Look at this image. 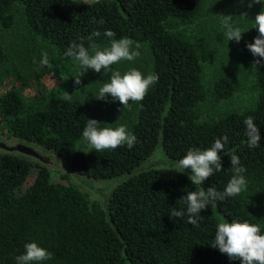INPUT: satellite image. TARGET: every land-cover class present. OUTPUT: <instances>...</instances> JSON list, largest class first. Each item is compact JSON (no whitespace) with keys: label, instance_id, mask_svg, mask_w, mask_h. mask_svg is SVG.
Here are the masks:
<instances>
[{"label":"trees","instance_id":"obj_1","mask_svg":"<svg viewBox=\"0 0 264 264\" xmlns=\"http://www.w3.org/2000/svg\"><path fill=\"white\" fill-rule=\"evenodd\" d=\"M203 1L0 0L1 26L12 24L9 10L20 3L30 31L61 55L73 43H83L89 51L92 43L109 45L107 30L115 33L114 39L145 44L153 59L150 73L159 77L138 103L128 130L136 136L135 145L90 154L77 147L88 119L81 101L53 97L29 109L14 91L0 96V121L12 137L52 153L51 166L66 164L86 178L117 185L108 199L113 228L101 204L78 190L67 175L0 151V264H16L24 244L33 241L52 253L44 264H238L211 245L221 219L260 225L242 192L201 210L196 227L187 223L186 216H169L173 208L186 207L178 203L186 191L201 187L191 184V173L162 168L118 184V177L152 159L158 148L166 158L178 161L188 149H205L227 136L219 153L222 171L214 172L202 187L223 192L233 174L230 156L235 154L246 169L245 179L264 194V60L254 73L255 107L199 122L198 107L205 93L198 52L165 26L168 19L191 23ZM93 32L100 35L89 41ZM5 58L0 47V63ZM212 94L217 101L230 98L231 80L218 79ZM248 117L259 129L260 144L255 148L246 142Z\"/></svg>","mask_w":264,"mask_h":264},{"label":"rangeland","instance_id":"obj_2","mask_svg":"<svg viewBox=\"0 0 264 264\" xmlns=\"http://www.w3.org/2000/svg\"><path fill=\"white\" fill-rule=\"evenodd\" d=\"M251 0H204L199 13L191 23H182L168 19L166 29L173 35H179L196 48L202 66V90L205 93L198 107L199 122L219 120L233 113H242L255 107L258 101V90L255 85V69H252L254 56L246 48L258 36L252 20L264 7V0L249 7ZM245 20L240 16L245 14ZM9 15L12 24L9 27L0 25V47L6 58L0 63V96L8 91L16 92L29 109L42 105L53 97H64L65 92L71 99L83 103L88 119L104 124L124 125L129 130L137 117L138 103L130 102L125 108L110 96L99 100L98 90L107 81L110 72L96 73L87 70L80 77L81 83L74 84L73 77L83 69L70 57L61 55L56 48L35 36L26 24L23 6L14 4ZM232 16L236 26L244 33L239 43L227 41L221 25V16ZM140 56L132 62L121 61L111 66L112 70L121 73L135 68L147 75L153 66L152 54L145 44H140ZM109 45H99L103 49ZM46 51L53 68L41 67L38 63L41 53ZM91 52V50H90ZM37 63H34L33 60ZM226 77L231 80L234 94L224 100H215L213 87L215 82ZM8 126L0 121V139L13 144L18 142L8 131ZM77 147L87 153L89 146L83 140ZM43 152H48L40 149ZM90 151V152H89ZM60 165L48 167L58 172ZM248 207L264 227V194L251 182L247 181V190L242 192Z\"/></svg>","mask_w":264,"mask_h":264},{"label":"clouds","instance_id":"obj_3","mask_svg":"<svg viewBox=\"0 0 264 264\" xmlns=\"http://www.w3.org/2000/svg\"><path fill=\"white\" fill-rule=\"evenodd\" d=\"M258 3L260 0H251L248 6L251 7ZM245 16L246 13L240 17L245 20ZM221 17V25L227 41L239 43L244 31L236 26L232 16ZM251 22L253 28L258 32V36L253 39L252 43L246 44V48L254 57L259 58L252 65V69H256L261 66V60H264V7ZM99 35V32H93L88 40L92 41L93 37ZM104 35L109 38L110 43L103 49L92 43L90 44V52L83 43H73L64 52L65 57L73 58L83 69L82 72L73 77L74 84L79 85L81 83L80 77L89 69L96 73H101L102 70L107 71L110 72L109 78L102 83L96 99L106 100L110 96L113 101H118L122 108L127 107L130 102H141L149 88L158 81V75L155 73L145 75L135 68H129L123 73L112 70L111 66L114 64L121 61L132 62L137 59L140 56L141 45L126 37L114 39L115 33L111 30L105 31ZM33 62L37 63L35 59ZM38 63L41 67L53 68L46 51L41 53ZM65 99L70 100L71 95L65 92ZM85 120L87 123L83 128L82 138L89 146L90 151L95 150L98 153L115 150L125 145L131 149L136 143V136L130 133L124 125L113 126L116 123L109 125L94 119ZM244 123L246 142L249 147L255 148L260 144L259 129L252 117L246 118ZM227 141L228 137L224 136L217 139L208 148H190L186 155L175 162V166L181 170V173L185 169H190L189 181L192 185H200L201 187L197 190L186 191V195L178 201V203L182 201L186 207L181 210L173 208L169 214L170 217L179 219L186 216L188 224L199 227V221L202 218L200 216L201 210L210 206L215 208L217 201H222L225 197L238 196L247 190V180L243 175L246 169L240 166V159L235 154L230 156L233 174L223 192L217 191L213 186L206 190L202 187L214 172L222 171V160L219 153L224 151V143ZM211 247L217 248L229 260L237 261L238 264H264V234H262L259 224L250 223L247 220L227 222L221 219L216 225ZM52 258L51 252L33 241L24 244V252L17 255L15 261L16 264H44L45 261Z\"/></svg>","mask_w":264,"mask_h":264},{"label":"water","instance_id":"obj_4","mask_svg":"<svg viewBox=\"0 0 264 264\" xmlns=\"http://www.w3.org/2000/svg\"><path fill=\"white\" fill-rule=\"evenodd\" d=\"M0 150L8 153H15L48 166H51L52 161L54 160V155L52 153L43 152L37 146L21 141L10 144L0 139ZM175 162L176 161L174 160L166 158L161 149L158 148L157 152L152 157V159L136 167L133 171L125 173L118 177V184L129 181L134 176L151 170L165 168L175 169L181 172V170L175 166ZM58 171L62 175H67L70 179V182L74 184L78 190L87 194L90 199L97 201L101 204L102 209L105 211L108 222L114 228V224L110 220L108 199L110 192L117 185H113L110 182H102L86 178L83 175L76 173L66 164H62V166L58 168ZM182 173L188 175L191 173V171L190 169H185Z\"/></svg>","mask_w":264,"mask_h":264},{"label":"bare ground","instance_id":"obj_5","mask_svg":"<svg viewBox=\"0 0 264 264\" xmlns=\"http://www.w3.org/2000/svg\"><path fill=\"white\" fill-rule=\"evenodd\" d=\"M1 151V150H0ZM31 160V159H30ZM34 162H36V161H34ZM36 163H38L39 165H42V166H47V165H43V164H41V163H39V162H36ZM52 163H53V161H52ZM62 166V165H61ZM48 167H50V166H48Z\"/></svg>","mask_w":264,"mask_h":264}]
</instances>
